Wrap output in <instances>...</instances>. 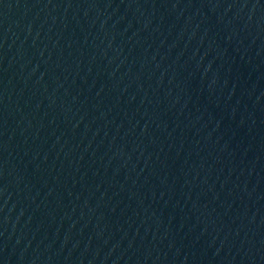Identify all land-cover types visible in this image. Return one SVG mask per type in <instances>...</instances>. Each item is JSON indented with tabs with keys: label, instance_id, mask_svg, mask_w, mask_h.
Here are the masks:
<instances>
[{
	"label": "water",
	"instance_id": "1",
	"mask_svg": "<svg viewBox=\"0 0 264 264\" xmlns=\"http://www.w3.org/2000/svg\"><path fill=\"white\" fill-rule=\"evenodd\" d=\"M0 264H264V0H0Z\"/></svg>",
	"mask_w": 264,
	"mask_h": 264
}]
</instances>
